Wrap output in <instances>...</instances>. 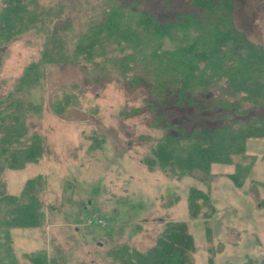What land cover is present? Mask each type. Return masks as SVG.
Segmentation results:
<instances>
[{
    "label": "trees",
    "instance_id": "16d2710c",
    "mask_svg": "<svg viewBox=\"0 0 264 264\" xmlns=\"http://www.w3.org/2000/svg\"><path fill=\"white\" fill-rule=\"evenodd\" d=\"M57 1L58 5L40 0L0 3V65L6 43L31 30L44 36L39 59L24 68L6 94H0V228L10 242L11 228L45 222L38 196L42 176L28 179L21 193L12 195L2 174L6 168L38 162L45 152V139L30 132L27 116L40 108L32 93L44 89L50 64L82 63L92 73L108 78L114 71L125 85L147 88L150 110H166L156 123L163 135L144 158L148 167L207 184L212 164H230L235 169L226 175L237 187L244 185L255 160L253 155L245 162L247 140L264 138V44L236 25L235 0H190L191 11L165 21L142 8V0L124 4L96 0L77 19ZM74 101L67 94L53 110L63 114ZM176 107L180 118L172 111ZM185 120L193 122L190 128ZM99 137L93 138L89 151L104 142ZM188 208L191 218L203 220L211 241L216 209L209 191L190 187ZM194 248L188 223L169 220L147 250L120 243L109 255L120 264H195ZM25 257L31 264H88L68 262L59 254L49 256L46 249ZM242 264H264V258L247 257Z\"/></svg>",
    "mask_w": 264,
    "mask_h": 264
},
{
    "label": "rangeland",
    "instance_id": "374dc122",
    "mask_svg": "<svg viewBox=\"0 0 264 264\" xmlns=\"http://www.w3.org/2000/svg\"><path fill=\"white\" fill-rule=\"evenodd\" d=\"M55 1L58 5L57 0H40L45 5ZM78 1L83 6H77L75 0H61L73 19L98 3ZM142 1V8L162 21L192 10L190 0ZM233 18L250 39L264 44V0H235ZM72 22L79 29L77 21ZM43 37L31 30L3 45L0 94H6L24 68L39 59ZM109 73L108 78L92 73L82 63L48 65L44 89L32 93L40 108L27 116L30 132L44 137L45 152L38 162L21 169L6 168L2 174L7 193L12 195H19L28 179L42 176L38 196L43 216L47 220L50 213L55 221L50 253L71 263L120 264L109 255L116 245L127 243L147 250L166 221L182 220L194 236L195 264H209L210 257L213 264L264 258V138L247 140L245 162L253 155L255 160L242 187L226 175L235 169L230 164H212L213 176L207 184L191 176H167L164 170L144 162L163 135L156 123L166 110L151 111L146 87H129L114 71ZM67 94L73 96L74 104L56 114L54 105ZM172 111L181 117L179 108ZM192 124L191 120L184 123L188 128ZM95 136L103 137L104 142L89 151ZM192 186L209 191L216 209L211 241L203 220L190 217ZM89 216L102 222L88 225L85 218ZM42 228L32 231L34 238L31 229L12 228V242L0 228V264H30L23 253L46 247Z\"/></svg>",
    "mask_w": 264,
    "mask_h": 264
},
{
    "label": "crops",
    "instance_id": "0c3cea01",
    "mask_svg": "<svg viewBox=\"0 0 264 264\" xmlns=\"http://www.w3.org/2000/svg\"><path fill=\"white\" fill-rule=\"evenodd\" d=\"M230 173V172H229ZM47 217H49L47 220H45V222H44V224L42 225V226H40V227H43L41 230L43 231V234H44V238H45V241H46V247L45 248H43V249H46L47 250V253H48V255L50 256V255H53V254H51L50 253V241H49V239L51 238V236H53V233L51 232L52 231V228H53V226L55 225L53 222H55V221H53L54 220V216H51V214L50 213H48V215H47ZM214 217V216H213ZM50 218H51V220H50ZM57 225V224H56ZM36 228H39V227H31V228H22V229H31V231H30V234H32L33 232V230L34 229H36ZM12 229V228H11ZM79 229V227H77V230ZM38 231V230H37ZM38 233L40 234L41 232H40V230L38 231ZM32 236H33V234H32ZM37 236H39V235H37ZM55 236V235H54ZM57 236V235H56ZM58 236H60V235H58ZM10 237H11V232H10ZM34 237H36V236H33V238ZM11 249H12V244H9V251L11 252ZM41 250V249H40ZM37 251V250H36ZM32 252H34V251H31V252H29V253H32ZM29 253H23V256H24V258L25 259H27L26 257H25V254H29ZM28 260V259H27ZM29 261V260H28ZM14 264H16V263H14ZM31 264V263H30Z\"/></svg>",
    "mask_w": 264,
    "mask_h": 264
},
{
    "label": "built area",
    "instance_id": "2783aa9c",
    "mask_svg": "<svg viewBox=\"0 0 264 264\" xmlns=\"http://www.w3.org/2000/svg\"><path fill=\"white\" fill-rule=\"evenodd\" d=\"M85 220H86V223H88V224H93V223H96V222H99V223L102 222L100 219H96V218H94L92 216H89V217L85 218Z\"/></svg>",
    "mask_w": 264,
    "mask_h": 264
}]
</instances>
